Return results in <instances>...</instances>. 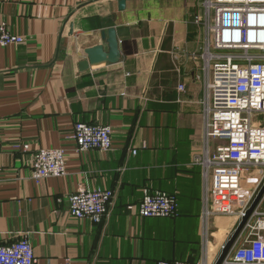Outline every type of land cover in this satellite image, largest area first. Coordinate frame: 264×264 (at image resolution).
I'll return each instance as SVG.
<instances>
[{
    "label": "crops",
    "instance_id": "obj_1",
    "mask_svg": "<svg viewBox=\"0 0 264 264\" xmlns=\"http://www.w3.org/2000/svg\"><path fill=\"white\" fill-rule=\"evenodd\" d=\"M0 0V23L25 38L0 46V240L27 234L37 264H173L201 258L205 79L201 0ZM70 25H72V31ZM119 59L79 70L84 50L107 44ZM182 85L183 90H179ZM76 122L107 125L112 149L74 152ZM16 140L67 151V174L31 177V152ZM135 149L136 153H132ZM111 189L99 222L69 213L81 184ZM177 200L173 217H142L144 190ZM234 219L211 225L213 256ZM217 245V248L215 247ZM217 258V257H216Z\"/></svg>",
    "mask_w": 264,
    "mask_h": 264
},
{
    "label": "built area",
    "instance_id": "obj_2",
    "mask_svg": "<svg viewBox=\"0 0 264 264\" xmlns=\"http://www.w3.org/2000/svg\"><path fill=\"white\" fill-rule=\"evenodd\" d=\"M200 4L202 16L196 24L202 28V50L191 57L202 61L205 79L204 143L193 161L204 179L202 254L196 262L173 264H214L217 255L213 256L209 218L234 219L237 224L264 182V0H201ZM24 41L0 23V46ZM112 133L107 125L76 122L70 136L73 150L107 152L112 149ZM212 141L217 142L214 151ZM1 146L0 139V155ZM12 149L31 152L35 181L67 174V151L62 147L31 151L29 143L16 140ZM113 198L111 189L83 183L68 195L69 213L99 222ZM177 207L174 195L146 189L136 206H127L142 217L164 218L176 215ZM0 264H37L26 233L9 244L0 240ZM221 264H264V194Z\"/></svg>",
    "mask_w": 264,
    "mask_h": 264
},
{
    "label": "water",
    "instance_id": "obj_3",
    "mask_svg": "<svg viewBox=\"0 0 264 264\" xmlns=\"http://www.w3.org/2000/svg\"><path fill=\"white\" fill-rule=\"evenodd\" d=\"M120 8L124 6V0L119 1ZM72 31V25H70ZM101 39L105 41L107 44V49H105L103 44L94 45L92 47L86 48L84 53L86 55V59H83L78 63L79 70H86L90 65H97L100 63H115L118 61L120 53L118 49V40L116 36V32L114 28H109L106 31H102ZM264 194V182L261 185L259 191L251 202L250 206L245 210L243 216L235 225L234 229L231 231L228 239L223 244L214 264H221L224 257L227 255L229 250L231 249L235 239L238 237L239 233L243 229L246 224L248 218L253 212L254 208L258 204L262 195Z\"/></svg>",
    "mask_w": 264,
    "mask_h": 264
},
{
    "label": "rangeland",
    "instance_id": "obj_4",
    "mask_svg": "<svg viewBox=\"0 0 264 264\" xmlns=\"http://www.w3.org/2000/svg\"><path fill=\"white\" fill-rule=\"evenodd\" d=\"M257 117L256 116H253V119H256ZM217 142H215V141H212L211 142V151H214V146H215V144H216ZM218 221V217L217 218H209V224L210 225H214V221ZM234 224V227H235V222L233 223ZM213 231H215V228L213 229Z\"/></svg>",
    "mask_w": 264,
    "mask_h": 264
}]
</instances>
